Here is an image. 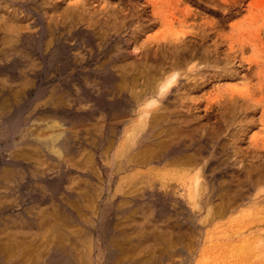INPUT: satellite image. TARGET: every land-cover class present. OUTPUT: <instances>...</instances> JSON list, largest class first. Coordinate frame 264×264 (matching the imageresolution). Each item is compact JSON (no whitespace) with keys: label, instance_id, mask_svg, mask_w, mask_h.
Listing matches in <instances>:
<instances>
[{"label":"rangeland","instance_id":"obj_1","mask_svg":"<svg viewBox=\"0 0 264 264\" xmlns=\"http://www.w3.org/2000/svg\"><path fill=\"white\" fill-rule=\"evenodd\" d=\"M2 206L76 264H264V0H0Z\"/></svg>","mask_w":264,"mask_h":264},{"label":"bare ground","instance_id":"obj_2","mask_svg":"<svg viewBox=\"0 0 264 264\" xmlns=\"http://www.w3.org/2000/svg\"><path fill=\"white\" fill-rule=\"evenodd\" d=\"M171 79H172V77H171ZM167 81H170V80H167ZM168 85H169V83H168ZM122 151H124V150H122ZM120 153H122V152H120ZM4 207H6V206H2V207H0V209H2ZM31 221H32V223H35L33 226H37L38 229L44 228V230L41 232H40V230L38 232L37 231L36 232L24 231L22 226L18 223H15V222H13L9 225L4 224L3 227H0V264H76L75 258L73 259V257L71 256L72 254L71 255L69 254L70 250L67 252L68 254H66V250L63 251L61 249V246H59L57 244L56 235L54 233L53 225L46 223V225L44 226V223L47 221H45V220L39 221L38 218L34 217V216L29 217V223ZM153 235H155V234H153ZM114 245H115V243H114ZM245 245L246 244H244V246ZM244 246H243V248H244ZM247 246H248V244H247ZM62 248H64V247H62ZM132 248H134V246ZM125 249L123 247L121 250V247L118 248V245H117V247H114V246L113 247H111V246L107 247L108 254L110 252H116V253L117 252H124ZM127 251L128 250H126V252ZM242 251L245 252L244 250H242ZM129 253H131V252H129ZM246 254H248V253H246ZM116 255H114V256H116ZM76 260L78 261V259H76ZM134 262H136L135 259H134L133 263ZM124 263H127V264L131 263V255L128 256V255H125L123 253L122 255H120V257L118 256V258H116L115 264H124Z\"/></svg>","mask_w":264,"mask_h":264}]
</instances>
